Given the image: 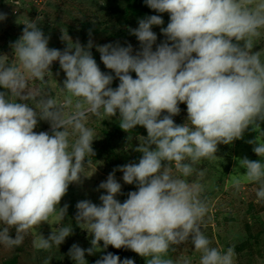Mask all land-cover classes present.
Masks as SVG:
<instances>
[{
	"label": "clouds",
	"instance_id": "clouds-1",
	"mask_svg": "<svg viewBox=\"0 0 264 264\" xmlns=\"http://www.w3.org/2000/svg\"><path fill=\"white\" fill-rule=\"evenodd\" d=\"M144 3L169 14L167 26L160 28L166 39L156 43L152 28L164 21L154 14L139 18L138 27H129L139 50L119 41L96 45L100 60L114 75L101 71L91 39L81 45L63 34L66 47L50 48V36L38 21L23 23L22 35L11 44L14 63L0 55V224L4 225L0 243L19 246L24 235L42 222L61 226L47 238L33 240L38 250L59 246L73 233V227L62 224L68 205L61 207L60 202L70 184H82V176L89 177L85 169L95 155L96 133L87 126L88 119L118 114L122 130L146 129L136 148L142 155L138 162L114 168L99 184L97 191L106 190L99 205L89 199L77 202L74 218L92 235V247L74 243L68 256L75 264H88L85 253L100 251L102 241L104 249L109 245L130 249L146 258V264H192L187 257L175 262L168 258L173 245L191 239L200 253L199 264H235L234 247H213L201 230L209 211L204 187L185 178L193 173L203 177L195 165L215 160L219 144H231L249 126L257 131L264 122V58L254 50L264 39V0ZM5 19L6 14L0 13V21ZM54 61L66 76L62 86L58 84L59 96L49 80ZM114 78L119 80L115 88ZM31 80L41 87L30 88ZM181 103L186 104L187 117L177 124L173 117L180 113ZM39 121H47L51 132L34 131ZM248 143L255 145L253 151L261 159L239 160L246 172L229 179L238 191L245 183L258 184L260 202L264 141L256 137ZM116 171L137 188L123 202L116 198L122 188ZM95 264L135 262L108 252Z\"/></svg>",
	"mask_w": 264,
	"mask_h": 264
},
{
	"label": "rangeland",
	"instance_id": "rangeland-1",
	"mask_svg": "<svg viewBox=\"0 0 264 264\" xmlns=\"http://www.w3.org/2000/svg\"><path fill=\"white\" fill-rule=\"evenodd\" d=\"M133 2L134 0H103L101 4V0H0V13L6 14V19L0 21V55L14 63L11 44L22 35L24 22L38 21L45 35L50 36L48 45L50 48L63 50L66 47L67 42L61 40L63 34L68 35L73 42L79 41L81 45H87L91 39L93 41L91 51L101 71L114 75L100 60L96 45L119 41L123 46L130 43L134 52L139 50V41L129 33V27H138L139 18L154 14L161 15L164 21L163 25H154L152 28L157 33L156 43L159 44L166 39L160 28L167 26L169 14L155 12L144 3V0L142 10L139 13L134 12ZM153 47L155 49V45ZM254 50L261 51L264 58V39L257 43ZM50 70L53 75L49 78L50 84L59 96L58 84L62 86L66 78L65 73L60 69L58 61L53 62ZM130 74L135 78L133 72ZM118 84V78H114L111 87L115 88ZM40 87L39 81H30V88ZM0 91L3 89L0 88ZM179 107L181 111L173 119L175 123L183 124L187 117L186 104L181 103ZM87 126L93 128L96 133V139L92 144L95 155L89 157L92 164L85 169V175L89 177L82 176V184H70L60 202L61 207L68 205L67 215L62 224L73 227V233L59 246L53 245L50 250H38L34 248L33 240L41 235L47 238L52 231L61 226L42 222L24 235L21 245L8 247L0 243V264H75L68 256L71 246L75 243L84 249L92 247L90 243L92 235L80 228L75 221L77 211L75 205L85 199L97 205L101 203L99 197L106 194V190L97 191L99 184L106 181L114 168L132 162V156L136 155V148L143 142V136H146L147 132L143 126H136L131 132L122 130L118 114L115 117H105L103 120L90 116ZM34 131L51 132V128L47 121H39ZM261 131H264V122H260V129L257 131L249 126L243 137L231 144H219L215 160H204L194 166L197 172L204 173L203 177L193 173L191 177L185 178L191 183H201L204 187L202 195L206 198L209 211L201 230L212 241L213 247L225 250L229 246L234 247L235 264H264V200L257 202L256 190L259 185L245 183L238 191L231 186L229 179L231 174L242 176L246 172V169L240 167L239 160L245 157L250 160L261 159L253 151L255 145L248 143L256 137L264 141ZM87 159L86 157L85 165ZM173 172L175 173L174 167ZM122 177V172H115V178L122 186L121 194L116 196L120 202L127 199L130 191L137 190L135 184H126ZM3 227L4 225L0 224V229ZM9 231L14 238L15 229L11 228ZM100 245V251L92 255L85 253L88 264H95L96 260L108 252L118 255L121 261L131 258L135 264H146V258L130 249H116L111 245L104 249L102 241ZM181 257L189 258L192 264H199L200 253L195 250L191 239L170 248L168 258L175 262Z\"/></svg>",
	"mask_w": 264,
	"mask_h": 264
},
{
	"label": "trees",
	"instance_id": "trees-1",
	"mask_svg": "<svg viewBox=\"0 0 264 264\" xmlns=\"http://www.w3.org/2000/svg\"><path fill=\"white\" fill-rule=\"evenodd\" d=\"M133 4V11L134 12H140L142 10V0H134V2L132 3ZM131 4V5H132ZM134 73V72H133ZM134 76L136 77V74L134 73ZM136 155L135 156H132V162H138L139 158L141 157V153L138 152V151H135Z\"/></svg>",
	"mask_w": 264,
	"mask_h": 264
}]
</instances>
